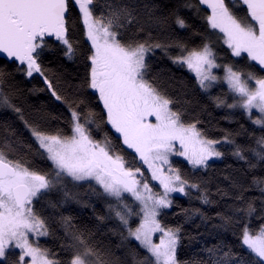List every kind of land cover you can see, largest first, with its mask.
<instances>
[{"label": "snow or ice", "instance_id": "6c2138e0", "mask_svg": "<svg viewBox=\"0 0 264 264\" xmlns=\"http://www.w3.org/2000/svg\"><path fill=\"white\" fill-rule=\"evenodd\" d=\"M0 264H264V0H0Z\"/></svg>", "mask_w": 264, "mask_h": 264}, {"label": "trees", "instance_id": "16d2710c", "mask_svg": "<svg viewBox=\"0 0 264 264\" xmlns=\"http://www.w3.org/2000/svg\"><path fill=\"white\" fill-rule=\"evenodd\" d=\"M29 86H31V85H29ZM40 98H41V100L44 99V94L43 93L40 94ZM220 115H221L220 113H215L214 114V116L216 117V119H219L220 118ZM221 125L222 126H225V127L228 126L227 123L224 122V121H222V120H221ZM217 167H219V168L222 169L224 167V164L222 162H218ZM179 202L181 204H183L184 206H187V201L185 199L181 198ZM189 230L191 231V228H189Z\"/></svg>", "mask_w": 264, "mask_h": 264}]
</instances>
